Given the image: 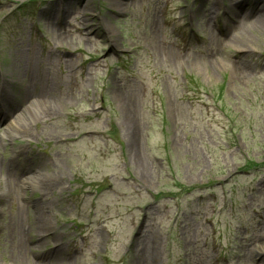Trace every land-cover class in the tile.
Here are the masks:
<instances>
[{
  "label": "rangeland",
  "instance_id": "obj_1",
  "mask_svg": "<svg viewBox=\"0 0 264 264\" xmlns=\"http://www.w3.org/2000/svg\"><path fill=\"white\" fill-rule=\"evenodd\" d=\"M0 115V264H264V0H0Z\"/></svg>",
  "mask_w": 264,
  "mask_h": 264
},
{
  "label": "bare ground",
  "instance_id": "obj_2",
  "mask_svg": "<svg viewBox=\"0 0 264 264\" xmlns=\"http://www.w3.org/2000/svg\"><path fill=\"white\" fill-rule=\"evenodd\" d=\"M245 42V40H242V43H244ZM34 105H32V107H35L37 104L39 105V102H37V101H35V103H33ZM32 107H30L29 108V110L32 108ZM55 113V111L53 110V109H51V107H50V105H49V107H43V108H41V109H39V112H38V116H42V117H47V116H50L51 114H54ZM4 118V115H0V123H2L3 121H2V119ZM17 123H20V124H22L21 126H22V128L23 127H25V123H26V116H25V114L24 115H20L16 120H15V122L7 129V131L5 132V134H4V136H6V137H10V135H12V134H14V132H17V131H19V129H21V127L20 126H18V124ZM18 127H20V128H18ZM132 135V134H131ZM132 138H133V140L131 141V148H133L134 147V145H135V140H134V134L132 135ZM12 170V169H11ZM10 170H8V168H7V170H6V176L7 177H10L11 176V174H10ZM6 177V178H7ZM37 181H38V179H35V178H32V177H28V178H25V181L24 180H21V185H23V187H26L27 189H29V190H33L35 187H36V185H37ZM47 185H50V188H53V187H55L56 185L55 184H51V183H47ZM5 191V190H4ZM3 194H5L4 192L1 194V196H0V199L1 198H4V196H3Z\"/></svg>",
  "mask_w": 264,
  "mask_h": 264
}]
</instances>
